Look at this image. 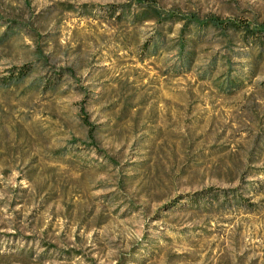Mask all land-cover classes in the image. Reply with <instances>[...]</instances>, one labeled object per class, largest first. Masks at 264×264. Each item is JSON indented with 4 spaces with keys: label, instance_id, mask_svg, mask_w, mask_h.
I'll use <instances>...</instances> for the list:
<instances>
[{
    "label": "rangeland",
    "instance_id": "obj_1",
    "mask_svg": "<svg viewBox=\"0 0 264 264\" xmlns=\"http://www.w3.org/2000/svg\"><path fill=\"white\" fill-rule=\"evenodd\" d=\"M131 1L0 0V264H264V34L181 54V24L108 13ZM152 1L264 24V0Z\"/></svg>",
    "mask_w": 264,
    "mask_h": 264
},
{
    "label": "trees",
    "instance_id": "obj_2",
    "mask_svg": "<svg viewBox=\"0 0 264 264\" xmlns=\"http://www.w3.org/2000/svg\"><path fill=\"white\" fill-rule=\"evenodd\" d=\"M108 13L114 16L117 19H124L133 27L140 26L144 23L151 22L154 26L158 27L155 30V34L158 36L160 35V27L170 23H179L181 27L178 29V39L176 48L181 52H184L186 38L191 36L194 31L197 30H205V29H215L220 32L224 37L228 36L229 33H233L236 35H240L242 38L245 39H255L258 34H264V24L257 25L255 27H250L249 25H240L234 21H222L217 17H210L205 21L198 20L195 18L187 19L183 17H176L174 15H170L168 12H164L162 9L155 6L152 0H132L129 2L128 5L125 7H118V8H110ZM9 30L15 31V34H20L22 31L21 27L17 23H10ZM156 36V35H155ZM200 36V35H199ZM247 41V40H246ZM160 41H158L155 37L150 42H145L143 47L147 49L153 50L152 52L155 53L160 48ZM152 53V54H153ZM190 61V59H188ZM32 72L31 68L23 67L17 70V72L11 73V76H14L15 82L23 81L24 79L28 78ZM50 80L48 81V83ZM226 87H230L232 81L227 78ZM84 123H87L85 117H82ZM15 256L16 261L20 260L19 258L23 256L22 253H6L0 251V259L8 260L9 257L7 256ZM24 256H28V254L24 253ZM3 264V263H2Z\"/></svg>",
    "mask_w": 264,
    "mask_h": 264
}]
</instances>
